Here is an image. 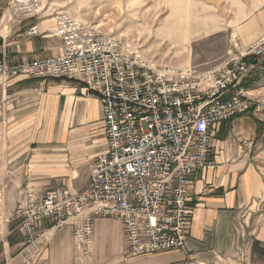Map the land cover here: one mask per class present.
Here are the masks:
<instances>
[{"label": "built area", "instance_id": "1", "mask_svg": "<svg viewBox=\"0 0 264 264\" xmlns=\"http://www.w3.org/2000/svg\"><path fill=\"white\" fill-rule=\"evenodd\" d=\"M43 8L41 0L8 5L17 17ZM38 33L37 25L29 30ZM55 34L63 43L56 55L20 63L1 57L0 82L82 83L102 102L107 150L91 164L84 189L50 188L17 210L27 235L20 253L25 263L37 264L58 226L71 222L77 258L93 264L97 217L122 223L131 258L185 249L194 212L190 188L213 166V132L223 122L264 112V99L245 86L264 58V35L221 65L199 70L157 64L101 25L64 11L55 15ZM48 220L52 226L43 228Z\"/></svg>", "mask_w": 264, "mask_h": 264}, {"label": "crops", "instance_id": "2", "mask_svg": "<svg viewBox=\"0 0 264 264\" xmlns=\"http://www.w3.org/2000/svg\"><path fill=\"white\" fill-rule=\"evenodd\" d=\"M41 1L39 15L17 17L8 10L9 0H0V58L20 63L63 50L55 15L67 11L81 17L85 1ZM114 16V32L137 38L133 21H121L119 11ZM242 24L239 39L249 30L252 40L264 34V3ZM35 25L39 33L30 35ZM211 62L195 66L210 69ZM258 72L264 74V63ZM103 117L100 98L77 81L21 77L0 82V264H26L20 254L27 241L17 214L20 207L41 199L50 188L86 187L91 164L107 150ZM211 147L213 166L190 188L194 212L185 249L131 258L122 223L97 217L94 264H264V114L219 124ZM52 224L48 220L41 226ZM37 264H83L71 222L58 226Z\"/></svg>", "mask_w": 264, "mask_h": 264}, {"label": "rangeland", "instance_id": "3", "mask_svg": "<svg viewBox=\"0 0 264 264\" xmlns=\"http://www.w3.org/2000/svg\"><path fill=\"white\" fill-rule=\"evenodd\" d=\"M84 1L81 17L71 13L73 17L94 25L102 24L103 32L130 43L148 59L176 68L195 66L196 63L207 65L216 57L210 67L221 65L233 50L247 48L264 35L252 40L250 30L243 34L244 39H239L238 33L246 16L262 5L264 0ZM118 11L121 21L128 18L134 22V31H131L138 33L137 38L123 30L114 32V15ZM185 33L187 36L182 40L174 37L185 36ZM233 34L239 36L234 41ZM246 38L252 41L246 43ZM260 63H264V58ZM205 68L199 66L198 69L208 70ZM249 90L251 95H258L257 99H264V74Z\"/></svg>", "mask_w": 264, "mask_h": 264}, {"label": "trees", "instance_id": "4", "mask_svg": "<svg viewBox=\"0 0 264 264\" xmlns=\"http://www.w3.org/2000/svg\"><path fill=\"white\" fill-rule=\"evenodd\" d=\"M261 77V73L260 72H256L254 73L249 79H247L245 81V86L249 89L251 88L253 85L256 84V82L260 79Z\"/></svg>", "mask_w": 264, "mask_h": 264}, {"label": "bare ground", "instance_id": "5", "mask_svg": "<svg viewBox=\"0 0 264 264\" xmlns=\"http://www.w3.org/2000/svg\"><path fill=\"white\" fill-rule=\"evenodd\" d=\"M2 211V210H1Z\"/></svg>", "mask_w": 264, "mask_h": 264}]
</instances>
